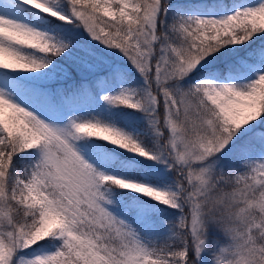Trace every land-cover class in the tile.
Masks as SVG:
<instances>
[{
    "label": "snow or ice",
    "instance_id": "obj_1",
    "mask_svg": "<svg viewBox=\"0 0 264 264\" xmlns=\"http://www.w3.org/2000/svg\"><path fill=\"white\" fill-rule=\"evenodd\" d=\"M0 264H264V0H0Z\"/></svg>",
    "mask_w": 264,
    "mask_h": 264
},
{
    "label": "rangeland",
    "instance_id": "obj_2",
    "mask_svg": "<svg viewBox=\"0 0 264 264\" xmlns=\"http://www.w3.org/2000/svg\"><path fill=\"white\" fill-rule=\"evenodd\" d=\"M243 2H247V3H255L256 0H250V1H243ZM56 85H53V87H55Z\"/></svg>",
    "mask_w": 264,
    "mask_h": 264
},
{
    "label": "trees",
    "instance_id": "obj_3",
    "mask_svg": "<svg viewBox=\"0 0 264 264\" xmlns=\"http://www.w3.org/2000/svg\"><path fill=\"white\" fill-rule=\"evenodd\" d=\"M243 1H245V0H243ZM247 1H249V0H247Z\"/></svg>",
    "mask_w": 264,
    "mask_h": 264
}]
</instances>
